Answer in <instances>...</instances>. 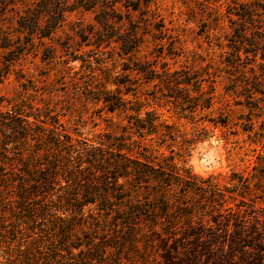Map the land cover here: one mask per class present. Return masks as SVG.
<instances>
[{
    "label": "trees",
    "instance_id": "16d2710c",
    "mask_svg": "<svg viewBox=\"0 0 264 264\" xmlns=\"http://www.w3.org/2000/svg\"><path fill=\"white\" fill-rule=\"evenodd\" d=\"M140 4L40 0L19 18V30L50 39L69 10H92L99 26L82 29L83 41L93 37L101 47L116 31L123 54L132 59L139 37L134 30L118 31L127 16L120 8L133 13ZM238 16L228 67L240 76L250 68L244 60L255 57L248 66L259 70L254 75L259 82L249 86L262 92L264 37L253 35L259 21L248 11ZM73 60L92 63L78 55ZM140 64L134 70L159 77ZM169 77L164 81L174 90ZM124 86L127 93L101 89L93 99L111 113L133 110L130 125L94 141L75 138L31 102L0 111V264H264V165L247 174L202 177L178 165L173 155H157L155 145L143 143L145 137L165 145L180 134L156 111L141 118V103L124 98L134 83L129 79ZM187 95L204 106L201 94Z\"/></svg>",
    "mask_w": 264,
    "mask_h": 264
},
{
    "label": "rangeland",
    "instance_id": "374dc122",
    "mask_svg": "<svg viewBox=\"0 0 264 264\" xmlns=\"http://www.w3.org/2000/svg\"><path fill=\"white\" fill-rule=\"evenodd\" d=\"M39 1L0 0V76L9 69L0 77L1 112L13 103L31 102L59 119L75 138L94 141L120 133L135 112L111 113L93 97L101 89L127 93L124 85L131 79L135 86L124 98L134 106L141 103V118L148 110L156 111L180 134L165 145L145 137L143 143L155 145L157 155H173L178 165L202 177L247 174L264 165L259 160L264 157V88L255 92L249 86L259 82L254 76L259 70L248 66L256 59H245L244 66L250 68L237 77L228 67L231 48L237 46L233 25L238 15L254 14L259 22L253 35L264 37V0H141V9L133 13L121 6L127 16L118 31L134 30L139 37L132 59L123 54L116 31L101 47L93 37L83 41L82 29L99 26L92 10H69L50 39L20 32L19 18ZM77 55L92 63L74 61ZM138 63L151 66L159 77L134 70ZM166 75L176 90L168 89ZM187 93L201 94L204 106L191 103Z\"/></svg>",
    "mask_w": 264,
    "mask_h": 264
}]
</instances>
